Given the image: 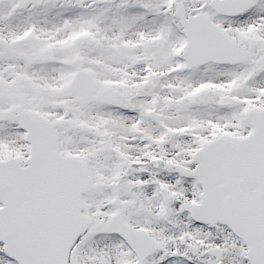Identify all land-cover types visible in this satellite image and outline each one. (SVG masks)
<instances>
[{
	"label": "snow or ice",
	"instance_id": "obj_1",
	"mask_svg": "<svg viewBox=\"0 0 264 264\" xmlns=\"http://www.w3.org/2000/svg\"><path fill=\"white\" fill-rule=\"evenodd\" d=\"M0 264H264V0H0Z\"/></svg>",
	"mask_w": 264,
	"mask_h": 264
}]
</instances>
